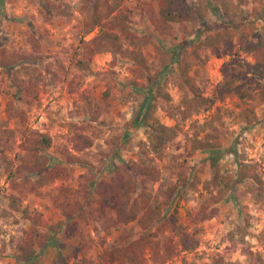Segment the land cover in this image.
<instances>
[{
    "label": "rangeland",
    "instance_id": "1",
    "mask_svg": "<svg viewBox=\"0 0 264 264\" xmlns=\"http://www.w3.org/2000/svg\"><path fill=\"white\" fill-rule=\"evenodd\" d=\"M184 1L195 21L163 29L154 25L159 0L0 1V52L37 59L0 68V264H23L16 251L22 241L34 249L25 264H131L121 255L131 241L132 264H264V203L255 200L251 179L236 182L244 165L264 186V79L244 75L241 95L217 94L224 64L252 63L254 43L264 51V0ZM97 3L112 13L84 35ZM118 15L126 36L112 19ZM101 32L117 35V52H94ZM211 36L219 50L200 64L192 49ZM182 62L205 99L197 110L183 106L190 95L177 68ZM148 89L152 117L172 130L159 156L149 151L146 127L133 121ZM29 131L50 137L43 156L62 175L19 193L10 179ZM195 141L211 149L193 150ZM68 155L79 163H68ZM140 161L158 173L147 191L159 201L170 191V199L144 231L135 222L109 225L113 212L99 207L94 188L110 182L112 166ZM226 186L217 213L194 222L208 192ZM74 204L77 212L66 220ZM71 224L76 234L64 239ZM166 250L171 255L162 260Z\"/></svg>",
    "mask_w": 264,
    "mask_h": 264
},
{
    "label": "trees",
    "instance_id": "2",
    "mask_svg": "<svg viewBox=\"0 0 264 264\" xmlns=\"http://www.w3.org/2000/svg\"><path fill=\"white\" fill-rule=\"evenodd\" d=\"M1 1V0H0ZM91 14L89 15V22L84 31V35L88 34L92 28L98 26L103 19H106L112 13V9L106 3H97ZM115 25H117L118 33L124 36L127 35L123 24L124 18L122 16L112 17ZM196 15L192 8L184 0H159L157 10V19L154 25L158 29H163L169 25H184L188 22H194ZM97 45L96 51L117 52L120 47L116 43L117 35L107 32H101L92 40ZM208 49V53H206ZM218 39L216 36L205 38L202 42L195 44L192 49L191 56L203 63L209 55L217 53ZM250 50L254 55L252 63H235L229 70L222 69V76L224 80L217 87L218 96H237L241 95L246 87L247 80H243L244 75L264 79V51L259 43L250 45ZM200 51L204 52L205 56L200 59ZM93 53V51L91 52ZM133 59L142 64L143 60L140 56L131 54ZM35 63L36 58L30 55L11 53L8 56L0 52V68L9 72L14 66L22 63ZM178 62V57L175 56L173 63ZM78 65H83V62L78 61ZM178 72L184 84V89L190 97H185L183 106L186 109L197 110L205 105V99L200 95L198 89L193 86L187 76L188 64L182 62L178 65ZM165 74V71L159 74V78ZM153 96L151 89H148L147 95L140 102L136 115L133 119L136 125H143L147 129V140L149 151L159 156L165 143L169 140L171 128L157 122L151 114L153 109ZM134 124V123H133ZM24 151L19 158L18 164L15 166L10 184L17 192H33L36 188H40L49 180L62 175V168L58 165L52 167L47 164L43 152L51 145L50 137L42 132L29 131L24 138ZM193 150L205 151L211 149L207 143L195 141L192 147ZM212 151V150H211ZM213 153V152H212ZM211 153V154H212ZM68 163L78 164L79 160L73 156H66ZM214 164V161L212 162ZM246 166L239 165V175L236 182H242L249 178L253 182L252 194L256 201L264 203V186L255 174H250L244 171ZM113 176L106 185L98 184L94 188V193L98 197L99 207L113 212V218H108L109 225L128 224L135 222L140 230L144 231L154 225L161 217L162 207L167 204L170 199L171 192L166 195L165 199L158 200L155 194L147 191V182H154L157 179L158 173L153 165L144 161L138 163H123L119 166H112ZM33 177V179H32ZM219 178V173L215 170L212 181ZM228 185V184H226ZM206 189H208L206 187ZM229 187L224 190H217L215 194L209 193L205 205L199 207L195 213L194 222H201L212 218L217 213L215 206L220 201L224 200ZM77 204L71 205L64 213L66 220H71L77 212ZM84 211H80L79 217L83 215ZM174 221V219L172 220ZM76 234L75 225L65 229L62 232L64 239H72ZM135 241L129 242L122 251L121 255H126L129 263H136L137 260L133 254L132 248ZM117 249V248H114ZM113 249V250H114ZM154 249V248H152ZM16 251L19 260L25 264L32 261L34 258V249L30 242L22 241L16 245ZM114 251H118L114 250ZM152 255L157 256L158 251L153 250ZM170 252L165 251L162 260L170 257ZM217 264V262L215 263Z\"/></svg>",
    "mask_w": 264,
    "mask_h": 264
}]
</instances>
